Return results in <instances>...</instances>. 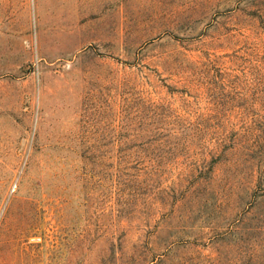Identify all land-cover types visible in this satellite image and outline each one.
<instances>
[{
  "label": "rangeland",
  "instance_id": "374dc122",
  "mask_svg": "<svg viewBox=\"0 0 264 264\" xmlns=\"http://www.w3.org/2000/svg\"><path fill=\"white\" fill-rule=\"evenodd\" d=\"M0 264H264V0H0Z\"/></svg>",
  "mask_w": 264,
  "mask_h": 264
}]
</instances>
